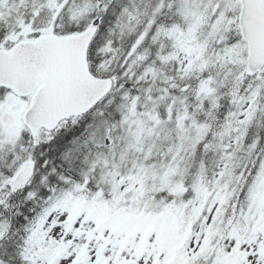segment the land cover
<instances>
[{"label": "rangeland", "instance_id": "374dc122", "mask_svg": "<svg viewBox=\"0 0 264 264\" xmlns=\"http://www.w3.org/2000/svg\"><path fill=\"white\" fill-rule=\"evenodd\" d=\"M238 2L116 0L110 5L113 20L94 43L93 68L99 76L117 74L120 78L114 77L119 80L130 76V90L137 95L129 96L120 88L123 122L103 118L102 106L85 124L87 130L76 142L83 152L82 164L88 167L80 173L83 183L50 188L47 197L37 202L38 213L33 218L35 239L60 242L64 248L51 251L31 241L20 253L23 264H164L182 244L176 238L181 226L174 217L187 213L196 219L204 207H209L205 225L196 230L180 257L194 260L199 255L220 254L210 236L218 229L226 189L240 180L257 147L254 140L243 145L244 154L235 155L239 142H245L246 128L264 113V94L258 87L242 101L235 124L230 123L227 135L218 142L220 158L211 185L201 171L196 172L190 178L192 196L183 200L185 165L199 135V128L185 120L190 107L210 99L214 86L227 73L246 71L247 43L235 27ZM11 3L22 7L18 16ZM100 4V0H0V15L13 21L29 10L33 17L23 23L25 32L33 35L53 29L65 33L86 28ZM165 4L180 22L167 30L162 25L155 27L149 43L148 36L133 38L144 21ZM13 106L15 102H9L3 108ZM163 108L168 110L167 120L156 112ZM12 150L4 148L0 157L5 161L14 154L8 163L17 172L22 158ZM152 174L155 181L147 185ZM131 189L138 195L124 205L122 197ZM161 192L183 200L173 214L153 199ZM105 196L117 205L114 212L107 211ZM247 221V235L232 236L225 246L227 253L218 256L215 264H264V155L250 191ZM6 229L7 221L0 218V238ZM80 256L83 261L77 262Z\"/></svg>", "mask_w": 264, "mask_h": 264}, {"label": "trees", "instance_id": "16d2710c", "mask_svg": "<svg viewBox=\"0 0 264 264\" xmlns=\"http://www.w3.org/2000/svg\"><path fill=\"white\" fill-rule=\"evenodd\" d=\"M259 82L264 85V71L259 76L252 78L247 77L244 73H227L223 81L214 86V92L210 99L194 106L195 108L191 110V119L201 126V140L190 163L192 170L201 164L202 157H204L208 168L207 173L212 175L209 171L211 169L210 160L211 156L215 154L217 141L227 135L229 130L227 126L237 113L239 103L253 91ZM82 123L81 120L74 119L65 124L62 129L54 134L53 139L46 142L44 150L41 151H37L38 149L34 147L23 126L17 134L14 131L4 132L0 129V152L8 146H14L17 151H21L25 147L37 161L34 185L27 186L15 193L4 184L12 176L7 167L9 160L2 161L0 159V215L9 220L7 237L10 238V241L5 243L7 248L0 254V264H5L6 260L8 264H15L9 260L7 254L18 261V256L14 255V252L25 245L29 239L26 230L23 228L25 225L24 218L31 215L30 210H35L33 202L45 193V187L48 184L59 185L68 180L81 183L79 157L83 155V152H79L78 149L81 147L76 142L82 135ZM246 134V142L259 138V148L264 147V115L261 118L256 117ZM75 144L78 145L76 148L74 147ZM66 158H70L73 163H69L70 161ZM255 167L256 164L247 170L237 193L223 207L222 230L216 241L218 244L225 239L232 229H241L244 226L242 220L248 206L246 193L251 188ZM156 197L157 200L161 199L164 203L170 204L171 207H175L179 203L178 199H170L165 194ZM203 220L201 221L203 222ZM197 225L198 223L189 221L186 226L194 231Z\"/></svg>", "mask_w": 264, "mask_h": 264}, {"label": "water", "instance_id": "95a60500", "mask_svg": "<svg viewBox=\"0 0 264 264\" xmlns=\"http://www.w3.org/2000/svg\"><path fill=\"white\" fill-rule=\"evenodd\" d=\"M242 5L240 28L249 43L246 73L253 76L264 67V0H242ZM98 24L95 21L79 36H43L0 51V86L19 96L38 90L24 114L34 136L41 128L51 130L65 118L86 113L111 88L109 80L94 78L87 66V50ZM33 166L31 162L25 166L12 182L15 188L27 181ZM134 196L131 191L124 198Z\"/></svg>", "mask_w": 264, "mask_h": 264}]
</instances>
